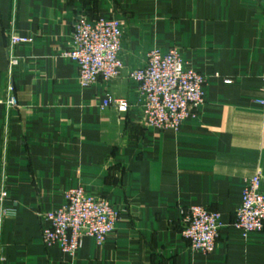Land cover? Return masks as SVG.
<instances>
[{
	"label": "crops",
	"instance_id": "crops-1",
	"mask_svg": "<svg viewBox=\"0 0 264 264\" xmlns=\"http://www.w3.org/2000/svg\"><path fill=\"white\" fill-rule=\"evenodd\" d=\"M123 21V66L82 87L73 47L77 17ZM19 63L8 73L7 37ZM177 47L203 74L205 99L178 129L147 126L144 97L129 74L151 49ZM264 0H0V264H264V229L233 227L247 178L264 191ZM18 99L6 104L8 86ZM127 110L102 107L108 96ZM83 186L119 210L98 244L74 255L46 247L43 213ZM221 214L210 253L183 238V212Z\"/></svg>",
	"mask_w": 264,
	"mask_h": 264
},
{
	"label": "built area",
	"instance_id": "built-area-1",
	"mask_svg": "<svg viewBox=\"0 0 264 264\" xmlns=\"http://www.w3.org/2000/svg\"><path fill=\"white\" fill-rule=\"evenodd\" d=\"M30 40L15 33L8 35L7 70L10 75L19 63L13 52L14 46ZM122 49L123 21L120 17L89 20L79 16L73 24V47L63 55L76 61L79 83L86 87L100 79L109 81L118 74L123 66ZM129 76L138 84L144 97L142 113L150 127L178 129L205 99V76L185 64L177 47L165 52L156 48L149 50L145 65L132 69ZM257 102L264 105V90ZM6 104L9 107L18 105L12 85L8 86ZM101 105H115L122 110L129 107L127 100L112 95H108ZM6 196V191L0 190V220L12 211L5 206ZM42 216L46 222L42 229L44 245H59L64 252L74 255L85 237H93L98 244L102 243L114 231L119 210L106 198L77 186L66 191L58 209ZM183 224V238L192 251L201 253H210L215 248L223 226L218 211L201 205L185 209ZM232 225L244 235L264 229V191L259 174L246 179L242 201L235 211Z\"/></svg>",
	"mask_w": 264,
	"mask_h": 264
}]
</instances>
